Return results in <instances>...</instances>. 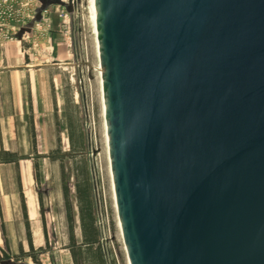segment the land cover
Listing matches in <instances>:
<instances>
[{"label":"water","instance_id":"1","mask_svg":"<svg viewBox=\"0 0 264 264\" xmlns=\"http://www.w3.org/2000/svg\"><path fill=\"white\" fill-rule=\"evenodd\" d=\"M94 5L128 263L264 264V0Z\"/></svg>","mask_w":264,"mask_h":264},{"label":"crops","instance_id":"2","mask_svg":"<svg viewBox=\"0 0 264 264\" xmlns=\"http://www.w3.org/2000/svg\"><path fill=\"white\" fill-rule=\"evenodd\" d=\"M31 24L0 21V151L25 156L0 162V264H35L12 259L31 247L67 250L75 264L69 249L79 245L78 264H106L96 245L88 255L82 245L84 181L72 157L85 140L66 76L70 66L61 63L73 51L56 16L40 36H32ZM3 253L10 259L2 260Z\"/></svg>","mask_w":264,"mask_h":264},{"label":"rangeland","instance_id":"3","mask_svg":"<svg viewBox=\"0 0 264 264\" xmlns=\"http://www.w3.org/2000/svg\"><path fill=\"white\" fill-rule=\"evenodd\" d=\"M63 1L69 7L71 14L70 17H67L65 20L68 21L69 19L67 23V31L69 32L66 35L68 37L69 47L73 52L72 57L61 63L70 66L66 76L72 86V98L74 104L78 107L79 125L85 140L81 156L86 160L90 185L94 180L93 174L90 172V169L93 167V160L91 157H95V162H97L98 167L100 164L102 168L103 179H101V181L104 186H107L108 190L110 181L106 157V139L103 127L104 120L101 107L99 60L96 52L90 0ZM26 2H30L28 7L32 9V14H34L35 19H40L41 14L39 8L43 6L48 8L50 17L53 15L59 19L58 14L62 11V5L59 4V2L55 0H46L45 2L41 0H27ZM67 10V8H64V11L67 12ZM92 121L94 122L93 126ZM76 155L79 156L78 154ZM77 159L79 158L77 157ZM111 199L112 192L111 198L110 194L107 197L110 213V233L106 239L102 238L101 240L105 263L127 264L120 229L117 225V217L113 207V199ZM38 264H70V257L67 250L46 249L45 252L39 256Z\"/></svg>","mask_w":264,"mask_h":264},{"label":"built area","instance_id":"4","mask_svg":"<svg viewBox=\"0 0 264 264\" xmlns=\"http://www.w3.org/2000/svg\"><path fill=\"white\" fill-rule=\"evenodd\" d=\"M27 0H0V21L3 24H7L9 22H16L20 25L27 24L28 21H31V28L30 30L33 32L32 36H40L42 32L46 30V27L48 25V21L50 19V13L48 8L40 7L39 11L41 14L40 19H35L34 14H32V9L28 7V4L30 2H26ZM31 1V0H30ZM71 2V1H70ZM25 5V7H24ZM62 11L58 14V17L61 21L62 30L65 34H67L69 31H67V23L69 22L65 20L67 17H70V12L67 10L64 11L65 5L61 4ZM47 13V14H46ZM32 14V15H31ZM94 125V122L92 121V126ZM93 160V167L90 169L91 174H93L94 180L91 182L92 188V195L94 199V216H95V226L98 231V244L102 250L103 248L101 245L102 238L106 239L108 234L110 233L109 228V206L107 197L110 194L111 198V179L109 177V186L107 190V186H104L101 179H103V172L102 168L99 164V167L97 165V162H95V157H91ZM112 200V199H111ZM96 201V203H95ZM97 205V208H96ZM100 240V241H99Z\"/></svg>","mask_w":264,"mask_h":264},{"label":"trees","instance_id":"5","mask_svg":"<svg viewBox=\"0 0 264 264\" xmlns=\"http://www.w3.org/2000/svg\"><path fill=\"white\" fill-rule=\"evenodd\" d=\"M79 141H81V138L79 137ZM81 144V142H80ZM83 148L79 149L78 155L75 158L72 157L73 160H76L80 162V177H82L84 181V186L83 188L79 189L78 195L80 198V211H81V218L83 220V244L85 245V253L84 255H88V250L92 248L94 245H96V249L99 250L101 254L102 261L104 260V254L102 253V250L98 244V231L97 228L94 224L95 222V216H94V204H93V199L92 196H90V188H89V175H86L85 172V160L82 158L83 156ZM52 157V156H51ZM77 157L79 159H77ZM25 156H21L18 154L14 153H9L5 151H0V162L2 163H8V162H18L20 159H24ZM86 178V179H85ZM66 187H64V194L66 197ZM72 237V236H71ZM72 242V239H71ZM79 245L77 248H71L69 249L71 259L73 260V263L78 264V259L83 256V251H81ZM46 249L43 248H38V249H33L32 247L27 250L23 251L22 249L19 250L18 254L13 256L14 261H19L23 259L24 257H29L34 263H39V256L45 252ZM90 254V253H89ZM2 260H8L10 259V256L7 255L6 253H3L2 255Z\"/></svg>","mask_w":264,"mask_h":264},{"label":"bare ground","instance_id":"6","mask_svg":"<svg viewBox=\"0 0 264 264\" xmlns=\"http://www.w3.org/2000/svg\"><path fill=\"white\" fill-rule=\"evenodd\" d=\"M90 9H91L92 25H93L94 35H95L96 52H97V56H98L97 39H96V25H95V5H94V0H90ZM99 74H100V68H99ZM100 84H101V79H100ZM101 105H102L101 107H102V115H103L102 92H101ZM103 120H104V117H103ZM103 127H104V135H105V139H106L105 123H104ZM106 157H107L109 177H110L111 176V171H110L109 157H108V150H107V139H106ZM111 187H112V184H111ZM111 192H112V199H113V207H114V210H115V199H114L113 189H111ZM115 213H116V210H115ZM116 217H117V213H116ZM117 225H118V228L120 229L118 217H117ZM123 248H124V246H123ZM124 251H125V248H124ZM125 255H126V251H125ZM126 260H127V256H126ZM127 264H129L128 260H127Z\"/></svg>","mask_w":264,"mask_h":264}]
</instances>
